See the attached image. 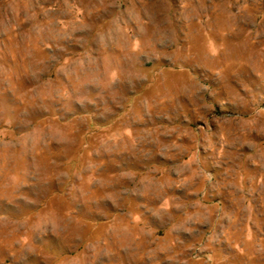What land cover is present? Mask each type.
<instances>
[{"label":"rangeland","instance_id":"rangeland-1","mask_svg":"<svg viewBox=\"0 0 264 264\" xmlns=\"http://www.w3.org/2000/svg\"><path fill=\"white\" fill-rule=\"evenodd\" d=\"M0 264H264V0H0Z\"/></svg>","mask_w":264,"mask_h":264}]
</instances>
